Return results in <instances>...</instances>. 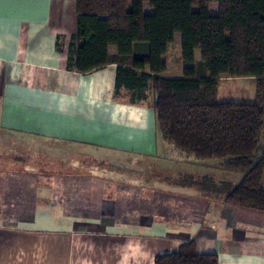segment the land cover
<instances>
[{
	"label": "crops",
	"instance_id": "0c3cea01",
	"mask_svg": "<svg viewBox=\"0 0 264 264\" xmlns=\"http://www.w3.org/2000/svg\"><path fill=\"white\" fill-rule=\"evenodd\" d=\"M143 9L153 12L147 3ZM75 14V0H0V264H155L156 255L190 240L198 252L216 254L217 264H264V212L230 205L197 184L207 175L215 183L234 185L162 139L150 91L139 96L140 91L117 88L115 63L82 73L65 66ZM179 42L181 35L175 33L169 45ZM169 45L162 76L180 77L194 63L173 56ZM109 52L115 54L116 47ZM194 58L200 61L199 49ZM237 78L222 76L219 82ZM91 153L112 155L109 177L69 164L86 158L91 165ZM77 176H86L89 184L80 186ZM105 180L107 197L99 194ZM156 180L189 185L199 198L168 199L171 204L157 200L140 213L128 210L140 217L141 228L125 232L24 225L30 216L59 219L84 210L90 221L112 228L116 222L106 217L112 209L114 218L116 201L123 199L119 182L129 187L122 202L130 204L136 185L144 194ZM80 190L85 203L74 193Z\"/></svg>",
	"mask_w": 264,
	"mask_h": 264
},
{
	"label": "trees",
	"instance_id": "16d2710c",
	"mask_svg": "<svg viewBox=\"0 0 264 264\" xmlns=\"http://www.w3.org/2000/svg\"><path fill=\"white\" fill-rule=\"evenodd\" d=\"M75 1L76 32L65 66L82 73L115 63L117 88L153 94L162 139L197 159L223 160L226 168L242 173L234 185L206 177L197 184L230 205L264 212V0ZM144 3L152 13L144 12ZM175 33L181 35L183 62L194 66L185 67L180 77H165ZM222 76L254 78V100H217ZM217 263L216 254L198 252L192 240L155 257V264Z\"/></svg>",
	"mask_w": 264,
	"mask_h": 264
},
{
	"label": "rangeland",
	"instance_id": "374dc122",
	"mask_svg": "<svg viewBox=\"0 0 264 264\" xmlns=\"http://www.w3.org/2000/svg\"><path fill=\"white\" fill-rule=\"evenodd\" d=\"M213 10L216 8L212 7ZM212 8L210 9L211 11ZM169 52L175 56L177 53L178 55L181 54V46H180V42L178 45L175 44H171L169 45ZM181 71V70H180ZM255 88H256V81L254 78L252 77H241V78H237V79H233L232 81H221L219 82L218 85V89H217V99L220 101H237V102H245V103H251L254 98H255ZM39 142V141H38ZM36 142V143H38ZM46 145V144H45ZM50 146V142L47 143V146ZM72 152H74L73 154H71V156L76 157V151L72 150ZM94 155L93 153H91V156ZM96 155V154H95ZM112 155L107 154V153H103V155H99V156H92L94 158H92L91 161V165L95 166L96 164H101L103 167L101 169H98L97 167H92L91 165H86L87 159H80L77 161H69V164L72 165H77L79 167V169H85L88 170L93 176L95 177H100V178H105V177H109L110 172L108 168H106V165H110V162H112ZM111 157V158H110ZM135 160V159H133ZM203 162H205V164L203 165V168H205L207 170V172L211 171V173L213 175H217V177L222 176V178L224 179H228L230 180L232 183L236 184L242 177V173L240 171L237 170H231L226 168L223 165V160H219V159H205V160H201ZM135 162V161H133ZM85 164V165H84ZM28 167V166H27ZM26 167V168H27ZM111 167V166H110ZM139 165H134V171L136 172V168L138 169ZM116 177H122V178H127V179H136L137 181H141L143 182V180H140V177H136L134 175H120L117 174ZM205 177H207V175H205ZM226 177V178H225ZM87 177H79L77 176L76 178V182L80 184V186H86V184L88 185L89 182L86 181ZM70 179V176H69ZM205 178H202V181ZM210 179V178H209ZM181 180H183L185 183H190L191 181L187 178H181ZM201 180V179H200ZM211 180V179H210ZM104 183L106 184V188L105 190H103L102 192L99 191V194L102 193L105 197H107L109 195L108 188H107V181L105 180ZM139 183V182H138ZM203 184H206L207 182H202ZM85 184V185H84ZM140 184V183H139ZM148 186L153 187V188H147V190H144V194H141L139 190L140 187H138L137 185L135 186L138 190L136 191L138 194H136V196H133L132 198L134 199L133 201L130 202V204L126 201L125 203L122 201H125V195L123 194V190L124 188H129L124 186V184H122V182H119L118 187L121 190V197L123 196L122 200L116 201L117 205L116 206V210L115 213L116 215H114L113 219H110L112 216L111 213L114 212L112 209L109 210V214H107L108 216L106 218H108L109 220H106L108 222H112L113 220L114 222H116L115 226L110 228L108 226H102L99 224V222L97 221H90V217L87 213H85L84 210L80 211L79 213H75L74 215L71 216L70 213H66V217H62V218H48L46 216H39L36 215L35 217H29L27 220L29 222H27L24 225L30 226V227H39V228H47V227H63V226H69V227H74L76 228L77 226H86L87 229H91V230H100V229H110L113 231H129L130 229H140V224H139V220L140 217L139 216H133V215H129L128 213L126 214V212L129 210L131 212L134 213H140L141 210H147L148 204H154L157 200L162 201V203L166 202L169 203L167 200L171 199L172 200H178V201H184V200H192V199H198L200 195V192L195 191L194 189H191L189 185H174V184H167L161 181H151L148 183ZM134 187V186H133ZM155 187H160L162 189H165L166 191H162V193L156 189H154ZM81 188V187H80ZM85 188V187H84ZM134 188V189H136ZM203 188V187H202ZM127 190V189H126ZM74 193H76V197H78L81 202H84L83 200L86 198L85 195V191L83 192V190L80 191H75ZM129 194H133V193H129ZM38 197V194H36ZM85 197V198H81ZM53 199V198H51ZM85 203V202H84ZM125 206H124V205ZM171 204V203H169ZM124 206V207H122ZM88 207V206H87ZM152 208H154L153 206H151ZM262 214V213H261ZM95 220V219H94ZM122 222H119V221Z\"/></svg>",
	"mask_w": 264,
	"mask_h": 264
}]
</instances>
